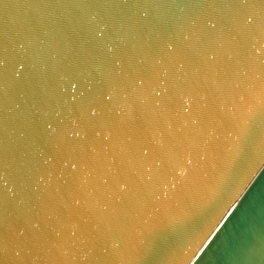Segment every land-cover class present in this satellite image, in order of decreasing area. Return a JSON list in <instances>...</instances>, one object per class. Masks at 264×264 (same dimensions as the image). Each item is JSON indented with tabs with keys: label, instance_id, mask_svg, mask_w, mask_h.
<instances>
[{
	"label": "water",
	"instance_id": "1",
	"mask_svg": "<svg viewBox=\"0 0 264 264\" xmlns=\"http://www.w3.org/2000/svg\"><path fill=\"white\" fill-rule=\"evenodd\" d=\"M0 264H264V0H0Z\"/></svg>",
	"mask_w": 264,
	"mask_h": 264
}]
</instances>
